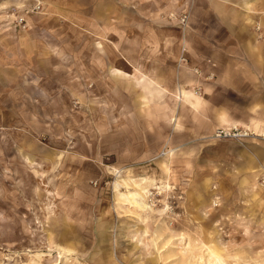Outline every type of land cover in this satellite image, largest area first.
<instances>
[{"label":"rangeland","instance_id":"1","mask_svg":"<svg viewBox=\"0 0 264 264\" xmlns=\"http://www.w3.org/2000/svg\"><path fill=\"white\" fill-rule=\"evenodd\" d=\"M175 1L161 25L206 37L222 60L229 54L258 74L253 87L216 84L208 121L219 111L228 119L199 149L159 158L169 167L148 171L163 187L150 186L155 200L141 211L113 186L125 178L133 188L140 177L102 152L101 106L64 92L62 106L36 96L57 95V72L30 67L31 55L69 48L74 28L87 33L72 24L70 0H0V264H264V0H220L216 9L211 0ZM234 126L250 135L213 137Z\"/></svg>","mask_w":264,"mask_h":264},{"label":"crops","instance_id":"2","mask_svg":"<svg viewBox=\"0 0 264 264\" xmlns=\"http://www.w3.org/2000/svg\"><path fill=\"white\" fill-rule=\"evenodd\" d=\"M211 1L207 8L221 7L220 0ZM159 2L70 0L72 24L85 27L87 33L74 28L69 48L45 49L32 54L35 58L29 63L38 71L57 72V95L36 96L54 106H62L68 96L81 104L100 105L102 152L117 154L115 168L155 179L148 170L169 167L168 161L159 160L168 154L165 150L199 149L212 126L228 119L219 111L217 118L211 116L217 123L208 121L206 110L214 103L211 91L216 84L238 88L247 81L253 87L258 74L253 67L243 72L240 61L229 54L222 60L220 50L203 46L206 37L188 29L175 33L161 25L169 23L167 12L179 2ZM196 87L201 95L192 93ZM54 122L56 130L57 117ZM38 157L44 159L45 151ZM140 161L144 165L135 164Z\"/></svg>","mask_w":264,"mask_h":264},{"label":"bare ground","instance_id":"3","mask_svg":"<svg viewBox=\"0 0 264 264\" xmlns=\"http://www.w3.org/2000/svg\"><path fill=\"white\" fill-rule=\"evenodd\" d=\"M193 94L195 95L194 92H193ZM172 151H174V148H172V147L165 150L166 153H170ZM117 172H119V171H117ZM130 180L133 182V188H131L129 186L127 179H125V178H121L119 180L116 179L113 183V186H114L116 192L118 193V194L117 193L116 194L119 195V197H121L123 200L129 202V204H132L137 209H139L141 211L142 210H145V211L148 210L149 211L152 206L148 203L147 198H149L148 196H151V194H152L150 191V186H152L154 184L156 185V182H154L153 179H151L149 177H145V176L140 177L137 180L136 179H130ZM120 185H125L127 187V189L125 191H120V189H119ZM161 187H163V185L157 186V188H161ZM164 188H166V186Z\"/></svg>","mask_w":264,"mask_h":264},{"label":"built area","instance_id":"4","mask_svg":"<svg viewBox=\"0 0 264 264\" xmlns=\"http://www.w3.org/2000/svg\"><path fill=\"white\" fill-rule=\"evenodd\" d=\"M36 7L38 8V6ZM248 135H250L248 131L246 130L241 131L239 128L235 126L232 128H219V129H216L213 133L214 138H226V137L248 136ZM258 178L262 186H264V166L261 168ZM151 193H152L151 198L155 200L154 192H151Z\"/></svg>","mask_w":264,"mask_h":264}]
</instances>
